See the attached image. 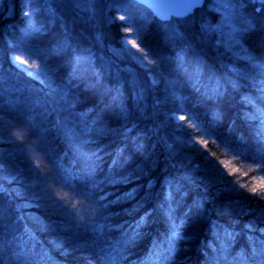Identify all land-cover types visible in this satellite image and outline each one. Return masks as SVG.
Instances as JSON below:
<instances>
[{"label": "trees", "instance_id": "1", "mask_svg": "<svg viewBox=\"0 0 264 264\" xmlns=\"http://www.w3.org/2000/svg\"><path fill=\"white\" fill-rule=\"evenodd\" d=\"M234 2L243 4L238 11L254 25L242 40L244 47L264 59V3ZM31 7L25 0L0 4V140L7 143L6 132H15L26 143L33 141L36 148H43L37 151L48 165L45 177L51 176L52 187L65 197L53 188L55 196L44 194L36 184H19V175H9L16 172L9 166L0 169V264H22L23 253L36 255L43 264H234L244 253L255 264L251 238H264V231L260 232L264 187H253L251 179L257 174L264 178V163L252 158L264 155V128L258 119L245 115L256 109L243 98L252 97L256 105L264 106L260 98L264 75L227 52L216 32L201 30L218 18L212 0L194 8L184 18L186 23L176 25L179 35L155 18L144 23L135 9L137 19L128 33L119 27L126 23L119 20L122 13L116 7L109 11L107 4L97 5L92 18L86 0L79 5L53 0L51 24L44 12L25 16ZM140 9L153 17L144 5ZM109 17H115V23ZM30 18L36 27L47 25L42 35L25 34ZM126 36L146 51L159 53L165 74L173 72L177 57L181 58L186 72L173 74L174 90L162 77L150 87L140 65V82L134 81L129 72L99 53L101 46L126 42ZM66 38L77 51L69 49L49 58L51 78L35 79L20 71H39L28 67L32 60L20 55L25 44L52 48ZM89 53L91 58L77 66L74 56ZM18 55L25 64L13 63ZM61 102L69 105L80 130L74 143L61 129ZM193 114L211 127L213 135L198 126ZM177 122L191 134L188 139L199 153L182 142L185 136L177 130ZM34 130L40 139L33 136ZM8 147L0 146V151ZM49 157L58 158L73 172L77 179L72 183L88 195L58 183ZM23 177L28 182L35 176ZM31 191L46 197L32 209L19 196ZM173 222L178 237L169 250ZM225 228L235 234L227 252L221 250ZM56 239L74 248L76 255L64 256L53 247Z\"/></svg>", "mask_w": 264, "mask_h": 264}, {"label": "snow or ice", "instance_id": "2", "mask_svg": "<svg viewBox=\"0 0 264 264\" xmlns=\"http://www.w3.org/2000/svg\"><path fill=\"white\" fill-rule=\"evenodd\" d=\"M3 2L4 0H0V4H3ZM25 2L32 5L30 10L24 12L25 16L32 17L37 13L44 12L47 13L49 17H51V19L48 21V24L54 22L55 11L52 8L53 0H25ZM70 2H74L79 5L80 0H70ZM86 2L89 4L88 10L93 13L92 18L95 17L97 5L107 4L109 11H111L113 7H116L117 11L122 13L121 15H119V20L126 21V23L121 24L119 27L124 28L125 32L128 33L131 32L133 21L137 19V16L133 10L135 9L136 12H138L140 10V6L147 5L154 10L155 16H158L162 21H165L166 27L172 29L176 35H179L178 32H175L176 25L180 23H186L187 21H185L184 18L189 16L194 8L202 5L204 3V0H86ZM212 3L216 6L215 10H219L224 13L222 21L217 28H212L211 25H202L201 30L205 34L209 32H219L221 37H223L224 28H228L229 31L227 34L228 41L226 45V51H232L233 49H235L234 55L236 54V52L243 53L242 58L248 59L252 67L256 68L261 75H264V59H260L251 55L248 52V49L245 48L244 44L242 43V40L245 38L246 34L251 32L254 28L252 22L244 18V16L238 11V8L243 7V4H238L234 2V0H212ZM152 18L154 17H141V19L144 20V23H147ZM172 18H176L174 22H171ZM115 19V17L108 18L110 23H115ZM26 23L28 25V29L25 33L26 35H42L47 28V25L44 24H42L40 27H36L31 18L26 21ZM137 30L139 38L142 40L143 25H140ZM123 39L127 41V43H130L132 48H135L137 50V53H140V55H137L136 53H133L131 49H128L127 44H125V47L121 49V54L125 55L129 60L139 62L140 67L144 69L145 75L151 80L150 87H155L156 85H158L160 83V78L162 77L165 80L166 85L170 89L174 90L176 81L172 79L173 74L178 76L181 72H186V69H184L183 65L179 62L181 58L179 56L177 57V66L173 70V72L165 74L161 71L164 63V58L161 57L159 53L155 52L154 50L146 51L145 48L137 45L135 39H128L127 36ZM220 43L223 45L225 41L221 39ZM69 49L73 53H76L77 51L72 46L70 40L67 38L62 43L52 48H43L35 44H25L22 48H20V55L27 56L30 60H32V63L29 64L28 67H36L37 69H39V71L35 73L28 72L27 68L20 69V71L26 72L27 75L32 76L35 79H39L41 75L51 78V70L48 64L49 58L51 56H59ZM149 51H151V56H149ZM20 55L15 57V59L13 60L14 64L16 63V61H19L20 64L26 63V60L20 59ZM91 55L92 54L89 53V56L84 57L81 54H76L74 56L76 65L78 66L80 61L83 59H90ZM36 61H39V63H36ZM145 61H147V63H145ZM41 83H45V81L41 80ZM260 91V98L262 101H264V88H262ZM243 99L245 103L252 104L256 109L253 114L246 113L245 115L250 119H258L260 121L261 128H264V106L256 105L255 99L252 97L245 96ZM157 103H159V101H157ZM177 110L183 111V109L181 108H178ZM184 118V115L180 116V120H183ZM193 118L196 119L198 126L203 128L207 135H213V130L211 129V127L204 126L202 122L198 120V118L194 117V114ZM172 119H175V116H173ZM28 127H32V125L29 124ZM176 128L177 130L184 133L185 139L182 142L186 146L190 145L195 149V145L190 139H188L191 134L187 133L185 126L177 122ZM261 135L262 139H264V133H262ZM33 136L37 139H40L39 131L34 130ZM37 150L44 151V149L41 147H37ZM195 151L199 153V149H195ZM45 155H47V153H45ZM234 155H240V153L234 152ZM244 158L248 159L246 155ZM49 159L52 163L53 168L56 170L54 176L57 178L58 183L63 184L73 192H76L78 195H88V193L81 192L74 186L72 181L77 179L76 175L73 172H70L68 169L64 168L63 165L59 162L58 158L49 157ZM252 159H259L262 163H264V155H261L260 157H253ZM32 170L35 171L34 166ZM36 178L41 182L46 179V177L42 176L39 172H37ZM2 191L3 189L0 188V192ZM234 235V233L229 232L226 228L224 229L221 242L222 251L227 252L229 242L232 238H234ZM177 237L178 230L173 222L171 235L167 238L170 242L169 250H171V241L175 240ZM251 248V256L252 259L255 260V264H264V238H251ZM40 256L42 257L43 254L41 253ZM22 257V264H43L42 259H38L34 254L23 253ZM257 257L258 259H256ZM234 264H250L249 258L244 253H241L238 255V257L235 258Z\"/></svg>", "mask_w": 264, "mask_h": 264}, {"label": "rangeland", "instance_id": "3", "mask_svg": "<svg viewBox=\"0 0 264 264\" xmlns=\"http://www.w3.org/2000/svg\"><path fill=\"white\" fill-rule=\"evenodd\" d=\"M205 1L206 0H204V3H205ZM259 1L261 3H264V0H259ZM150 13H151V11H150ZM216 13L219 15H216L218 18L213 23V25L211 26L212 28H217L220 25L222 18H223V15H224V13L222 11H216ZM138 14L141 17L145 16V12L142 11L141 9L138 11ZM27 29H28V25H27ZM228 31H229L228 28H224V36L223 37H221L219 32H216L219 44H221L220 43L221 39H223L225 41V43L223 45L221 44L222 47L225 48V50H226V45H227V41H228V36H227ZM125 44H127V48L131 49V51L133 53L138 54L135 51L136 49L132 48L131 44L127 43V41L121 43L120 45H115V46L109 45L106 47V49H103L101 46L99 53L101 55L107 57L109 59V62L111 65L125 69L127 72H129L132 75V78L134 81L137 80L138 82H140V79H138V77H137V67H139V62L138 61L134 62L132 60H129L125 55L121 54V49L125 47ZM227 52H229L234 57H237V58L240 57L239 59L248 61V59L242 58L243 53L236 52V54L234 55L235 49H233L232 51H227ZM54 94L56 95L55 91H54ZM169 97L172 99L171 96H169ZM57 98L55 97V100ZM56 101H58V99ZM58 107H59V112L61 114V122H60L61 124L60 125L62 126L61 129L63 131L64 136L67 137V139L69 140L70 143L72 140H75V141L79 140L78 132L80 130L78 129V127H76V123L71 117V114L69 111V108H70L69 105H67L65 102H61V104H58ZM1 129L2 128H0V130ZM90 132L91 131L83 132V133L85 134V133H90ZM1 133H3V132H1ZM1 133H0V135H1ZM6 133L8 134L7 140H6L7 143L3 142V140H0V146H7V147L9 146V147L7 149L0 151V169H2V167H4V166H9L10 169H13L16 171V172H14V171L10 172L9 175L10 174H11V176L12 175H17V176L19 175L20 179L17 181L19 184H22V185L26 184V185H29V187L33 186V185L35 186V184H36L37 186H41L40 188L44 192V194H49V195L52 194V196H55L54 195L55 193L54 194H53V192L51 193V191H52L51 189L53 188L51 185L52 184L51 181L53 180L51 176H48L46 179H44L43 182L37 180V178H36L37 172H39L42 176L44 174V177H45L46 168L48 165L46 164V161H44V158L42 157V155L37 151L35 143L33 141L26 143L19 133H15V132L11 133L8 131ZM71 145L72 144H70V146ZM22 149H23V151H22ZM33 166L35 168V171L32 170ZM27 173L33 174L35 176L34 179L33 180L30 179L31 181L29 180L27 182L26 178L23 177V175L27 174ZM13 180H14V178L12 179V177H11L10 181H13ZM7 181H9V180L7 179ZM251 181H252L253 187H256V188L264 187V178L259 174H257L256 176L255 175L252 176ZM53 189L55 191L57 190L55 188H53ZM30 193L31 194L29 196H26L23 194L19 195V196L21 198L22 197L26 198V201L29 202V204L27 203V205L31 209L36 207V203H38V200L42 201V199L46 198L45 196L38 195V194H36V196H34L32 191ZM56 193L62 198L65 197V195L60 193L59 191H56ZM46 206H48V205H46ZM25 208H27V207H25ZM261 213L264 214V212H261ZM31 219L33 221L36 218H31ZM33 222L38 223L36 221H33ZM38 225L40 227H47L45 225V222H41V221L38 223ZM262 231H264V228L260 227V232H262ZM52 244H53V247L60 250L64 256H67V257L72 256L73 257V255H76L75 253H77V251H75L74 248H69V246L62 244V241L60 239L54 240Z\"/></svg>", "mask_w": 264, "mask_h": 264}, {"label": "water", "instance_id": "4", "mask_svg": "<svg viewBox=\"0 0 264 264\" xmlns=\"http://www.w3.org/2000/svg\"><path fill=\"white\" fill-rule=\"evenodd\" d=\"M144 6L147 7V8L151 11L153 17H154L156 20L161 21V22H165V21H162L158 16H155V14H154V10H153L152 8L148 7L147 5H144Z\"/></svg>", "mask_w": 264, "mask_h": 264}]
</instances>
